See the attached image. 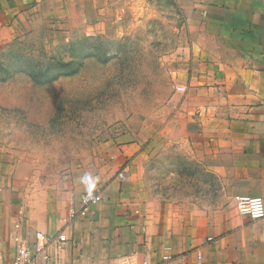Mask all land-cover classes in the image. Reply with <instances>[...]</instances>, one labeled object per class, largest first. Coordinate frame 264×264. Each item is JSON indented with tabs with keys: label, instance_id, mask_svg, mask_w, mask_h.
Listing matches in <instances>:
<instances>
[{
	"label": "crops",
	"instance_id": "1",
	"mask_svg": "<svg viewBox=\"0 0 264 264\" xmlns=\"http://www.w3.org/2000/svg\"><path fill=\"white\" fill-rule=\"evenodd\" d=\"M25 1L23 13L31 9L28 0H16L13 16L22 15L19 2ZM160 1L176 8L186 35L177 83L186 91L177 92L171 117L151 141L140 135L125 142L114 164L137 163L142 172L151 158L174 149L215 175L233 204L212 212L194 200L143 203L129 189L127 173L101 188L103 200L66 229L69 241L62 248L49 244L31 264H171L163 261L167 254L182 256L186 264H264L262 223L239 214L235 203L237 196L264 199V0ZM140 2L62 0V13L94 30L118 6ZM2 174L0 168V181ZM3 191L2 199L14 197ZM81 196L77 190L62 193L55 209L39 197L27 206L13 198L0 201V264L13 262L14 225H22L33 248L37 231L52 235L64 228L70 206L82 207Z\"/></svg>",
	"mask_w": 264,
	"mask_h": 264
},
{
	"label": "rangeland",
	"instance_id": "2",
	"mask_svg": "<svg viewBox=\"0 0 264 264\" xmlns=\"http://www.w3.org/2000/svg\"><path fill=\"white\" fill-rule=\"evenodd\" d=\"M26 2L13 16L16 0H0V189L14 194L5 200L27 206L39 197L55 209L62 193L104 188L128 173L143 203L194 200L212 212L233 204L215 175L174 149L142 172L114 164L125 142L151 141L184 92L186 35L170 2L122 4L94 30L70 21L62 0H28L23 13Z\"/></svg>",
	"mask_w": 264,
	"mask_h": 264
},
{
	"label": "built area",
	"instance_id": "3",
	"mask_svg": "<svg viewBox=\"0 0 264 264\" xmlns=\"http://www.w3.org/2000/svg\"><path fill=\"white\" fill-rule=\"evenodd\" d=\"M178 89L180 91H186L184 86H179ZM103 197L101 188L85 191L81 196L82 207L78 210L73 205L70 206L68 216L64 219V228L52 235L43 231H37L33 248L30 247L29 243L22 236V225L17 223L15 225L16 234L14 236L16 250L12 264H31L34 258L41 255L51 243H55L58 248H62L69 241L66 229L78 218L84 217L92 206L103 200ZM235 203L239 214L262 223L264 240V199L260 196H237ZM198 259H202L200 253L198 254ZM163 261L171 264H186L182 256H173L170 254L165 255ZM143 264H149V262L145 260Z\"/></svg>",
	"mask_w": 264,
	"mask_h": 264
}]
</instances>
